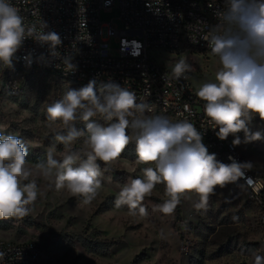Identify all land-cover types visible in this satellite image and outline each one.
<instances>
[{
    "label": "clouds",
    "instance_id": "1",
    "mask_svg": "<svg viewBox=\"0 0 264 264\" xmlns=\"http://www.w3.org/2000/svg\"><path fill=\"white\" fill-rule=\"evenodd\" d=\"M216 15V25L198 31L220 67L215 82L203 83L196 95L205 102L204 115L213 128L218 127L216 135L220 140L230 134L235 136L233 145L262 140L264 133L252 132L248 124L255 116L264 121V0H224ZM44 27L43 23L39 27L25 23L11 0H0V64L10 67L26 38L47 44L51 54L59 57L56 49L61 38L54 31H43ZM64 64L66 70L75 67L69 58L64 59ZM193 70L186 59H180L170 76L176 80L187 78L186 73ZM146 110L148 106L137 103L133 91L113 82L97 85L90 81L79 89H67L60 100L47 106L46 119L54 139L66 147L87 134L83 160L71 149L59 160L48 151L46 160L30 166L26 160L28 147L22 139L0 133V219L29 215L30 206L42 195L38 179L57 191L82 197L83 204L90 205L101 188L98 161L110 164L133 139L138 161L154 167L144 168V178L131 179L117 195L115 207L126 206L131 215H136L137 210L140 216L147 215L142 202L161 183L168 199L154 210L173 214L188 192L199 196L196 209L206 208L216 186L236 181L250 166L235 160L229 164L218 161L188 120L173 122L166 116H146ZM96 118L109 123L102 125ZM78 120L85 123L86 132L77 129ZM57 124L61 126L59 130ZM128 129L135 133L134 137ZM240 132L244 133L243 141L236 135ZM77 161L79 165L73 167ZM4 255L0 252V260ZM254 264H264V256L257 255Z\"/></svg>",
    "mask_w": 264,
    "mask_h": 264
},
{
    "label": "rangeland",
    "instance_id": "2",
    "mask_svg": "<svg viewBox=\"0 0 264 264\" xmlns=\"http://www.w3.org/2000/svg\"><path fill=\"white\" fill-rule=\"evenodd\" d=\"M101 20L123 27L118 8L102 11ZM150 55L170 69L176 61L186 59L194 69L188 73L196 92L203 83L215 82L220 67L211 51L152 50ZM69 88L81 87L52 71H40L24 91L16 95L0 92V133L22 139L28 147L26 160L30 166L46 160L48 151L58 160L69 149L80 153L81 160L85 158L87 134L66 147L54 139L46 119L47 106L60 100ZM144 115L164 116L147 111ZM96 119L105 126L109 123ZM55 127L59 130L61 126ZM76 127L86 132L83 121L78 120ZM248 127L264 133V121L259 116ZM127 131L135 136L131 129ZM236 135L243 141V132ZM230 136L233 141L235 136ZM236 146L264 177V139ZM98 163L101 188L90 205H84L82 197L57 191L38 179L42 195L30 206L32 211L23 218L0 219V238L38 241L67 264H254L257 255L264 256V207L248 200L243 186H216L202 209L194 207L199 196L188 192L174 213L165 215L154 210L168 199L165 185L157 184L142 202L147 215L140 216L138 210L131 215L126 206L115 207L117 195L125 183L143 179V169L154 165L138 161L134 139L113 162Z\"/></svg>",
    "mask_w": 264,
    "mask_h": 264
},
{
    "label": "built area",
    "instance_id": "3",
    "mask_svg": "<svg viewBox=\"0 0 264 264\" xmlns=\"http://www.w3.org/2000/svg\"><path fill=\"white\" fill-rule=\"evenodd\" d=\"M25 23L46 25L43 31L56 32L61 45L53 56L47 44L26 38L14 54L12 65L0 64V92L16 95L31 87L36 74L52 71L65 80L86 86L90 81L113 82L133 91L137 103L148 106L149 113L171 119L188 120L202 135V143L218 161L235 160L250 164L243 175L230 182L243 186L248 200L264 207V177L233 145L231 136L220 140L204 115V104L192 85L189 73L179 80L171 69L158 63L150 51H211L198 30L217 24V11L224 0H11ZM120 9L122 28L101 20L102 11ZM197 42H193V40ZM69 58L74 69L66 70ZM187 105V110L185 106ZM0 264H67L45 245L35 240L0 238Z\"/></svg>",
    "mask_w": 264,
    "mask_h": 264
},
{
    "label": "crops",
    "instance_id": "4",
    "mask_svg": "<svg viewBox=\"0 0 264 264\" xmlns=\"http://www.w3.org/2000/svg\"><path fill=\"white\" fill-rule=\"evenodd\" d=\"M241 151V150H240ZM241 153L243 154V152L241 151ZM244 155V154H243ZM245 156V155H244ZM245 158L248 160V158L245 156ZM249 161V160H248ZM250 162V161H249ZM251 163V162H250ZM251 165L253 166V168L255 169V170H258L260 173H262L261 171H260V169H258V168H256L252 163H251Z\"/></svg>",
    "mask_w": 264,
    "mask_h": 264
}]
</instances>
